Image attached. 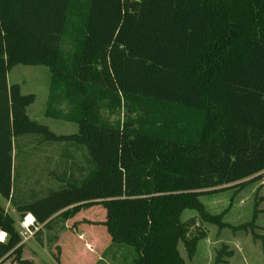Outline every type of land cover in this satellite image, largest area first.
Wrapping results in <instances>:
<instances>
[{"label":"trees","instance_id":"trees-1","mask_svg":"<svg viewBox=\"0 0 264 264\" xmlns=\"http://www.w3.org/2000/svg\"><path fill=\"white\" fill-rule=\"evenodd\" d=\"M20 64L49 68L45 115L76 132L29 116L36 94L7 83ZM24 135L85 150L86 164L64 152L59 185L17 202L10 150ZM4 140L0 194L47 230L102 205L105 219L93 224L123 253L130 246L133 264H186L180 243L191 259L207 235L197 217L264 245L259 200L239 225L201 200L264 178V0H0ZM188 209L197 217L184 221ZM2 231L0 264H34L0 204ZM231 254L223 245L215 264Z\"/></svg>","mask_w":264,"mask_h":264},{"label":"rangeland","instance_id":"rangeland-1","mask_svg":"<svg viewBox=\"0 0 264 264\" xmlns=\"http://www.w3.org/2000/svg\"><path fill=\"white\" fill-rule=\"evenodd\" d=\"M8 78L11 83H19L23 93L36 94L35 102L28 108V114L32 119L47 125L58 134L74 133L78 130V124L75 122L45 115L51 82V72L47 66L20 64L12 68ZM74 148L66 143L40 141L30 135L18 137L15 151L10 154L13 158L15 201H30L34 198L30 196V187L37 178L43 180L41 181L45 185L43 189L48 188L47 185L50 184L53 186L59 184L57 175L62 170V163L61 166L58 163L64 152L68 153L69 150L76 152L81 164H86L85 150L76 151L73 150ZM47 192L44 191L39 197ZM235 192L230 189L205 194L201 196V200L211 213L225 211L224 220L232 225L250 221L259 199V209H264V178L248 184L238 193ZM0 204L14 217L23 237V255L33 260L34 264H97V259L100 257L98 264H133L132 256L128 254L132 250L130 246L122 245L126 246V251L123 253L122 249L112 245L110 251L102 255L101 249H96L93 245L86 244L88 251L85 250L84 245H81V242L83 244L87 242L81 240L80 236L86 238L92 231H96L100 236L102 234L109 236L104 225L93 224L102 221L105 217L106 211L102 205L81 210L69 219L68 227L66 222L63 224L62 230L59 229L61 223L54 228L55 230L41 229V226L37 225L38 229L30 235L21 225L27 215L21 216L14 205L1 194ZM193 217H197L196 211L193 210H185L182 214L184 221ZM197 222L206 230L207 235L200 240L197 253L191 259L188 258L184 245L180 243L179 249L186 259V264H215L217 253L223 245H226L232 254L225 256L221 264H264V245L261 240L255 241L251 232L233 231L230 228L219 230L216 225L203 222L198 217ZM257 224L264 228V213L261 214ZM61 231L64 232L63 235ZM258 232L264 234V229H258ZM55 234H58L59 238L62 235L60 241L54 240ZM57 246L60 247V251ZM113 252L116 253L113 255ZM11 260L8 259L2 264H17Z\"/></svg>","mask_w":264,"mask_h":264},{"label":"crops","instance_id":"crops-1","mask_svg":"<svg viewBox=\"0 0 264 264\" xmlns=\"http://www.w3.org/2000/svg\"><path fill=\"white\" fill-rule=\"evenodd\" d=\"M8 85H10L11 84V81L9 80V78H8ZM17 140H18V138H15V139H13L12 138V148H11V150H10V154L12 153V152H14L15 151V146H16V143H17ZM3 142L5 143V140L4 141H0V145L1 146H4L6 149H8V140H7V142L5 143V144H3ZM77 151V150H76ZM70 156H74V157H78V155H77V153L76 152H72V153H68ZM62 157H65L66 158V154L64 155V156H62ZM12 161H13V158H12ZM58 165H59V163H58ZM60 166V165H59ZM41 181H43L41 178H37L36 180H34L33 181V186L32 187H30V196H33V197H39L44 191H47L48 190V188H52V187H57L59 184H57L56 186H53L52 184H50V185H47V186H49L48 188H46V189H43V187L45 186L44 184H42L41 183ZM59 183V182H58ZM260 200V199H259ZM264 202V201H263ZM260 210V213H259V215H258V219L260 218V216H261V214H263L264 213V209L262 210L261 208L259 209ZM104 219H105V217H104ZM103 219V220H104ZM90 220V219H89ZM102 220V221H103ZM69 221V220H68ZM68 221H66V227H68L67 226V222ZM258 221V220H257ZM41 229H45V228H43V226H41ZM108 232V231H107ZM61 234L63 235L64 234V232H62L61 231ZM61 235V236H62ZM61 236H60V238H59V241H60V239H61ZM6 237V236H5ZM80 238H82L81 240H85V242H87V243H85V244H83L82 242H81V245L83 246L84 245V247H85V250L86 251H88L89 249L86 247V244H89V245H93L96 249H101V254L102 255H105L106 254V252L107 251H110V248H111V237H110V235L109 236H105V235H99V234H97V232L96 231H92V232H90L89 233V236L87 237L86 236V238H84V237H82V236H80ZM259 240V239H258ZM255 241H257V240H255ZM80 243V242H79ZM59 244V243H58ZM59 246L60 247H62V245L61 244H59ZM88 249V250H87ZM113 255L115 254V252H113L112 253ZM99 259H101V257L99 258ZM99 259H97V264H98V261H99Z\"/></svg>","mask_w":264,"mask_h":264},{"label":"built area","instance_id":"built-area-1","mask_svg":"<svg viewBox=\"0 0 264 264\" xmlns=\"http://www.w3.org/2000/svg\"><path fill=\"white\" fill-rule=\"evenodd\" d=\"M21 225L27 230V232L30 233V235H32L33 232H35L36 229H38L36 219L32 214H27Z\"/></svg>","mask_w":264,"mask_h":264},{"label":"bare ground","instance_id":"bare-ground-1","mask_svg":"<svg viewBox=\"0 0 264 264\" xmlns=\"http://www.w3.org/2000/svg\"><path fill=\"white\" fill-rule=\"evenodd\" d=\"M5 236H6V233L2 231V232L0 233V240H1V241L5 240V238H6Z\"/></svg>","mask_w":264,"mask_h":264}]
</instances>
